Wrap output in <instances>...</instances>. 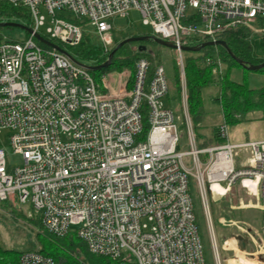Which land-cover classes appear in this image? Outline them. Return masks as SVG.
Segmentation results:
<instances>
[{"label":"built area","instance_id":"1","mask_svg":"<svg viewBox=\"0 0 264 264\" xmlns=\"http://www.w3.org/2000/svg\"><path fill=\"white\" fill-rule=\"evenodd\" d=\"M4 1L29 9L34 32L41 34L44 27L51 39L75 45L89 30L106 50L113 44V19L138 11L154 36L176 45L190 148L178 149L182 132L179 116L166 105L170 83L163 63L150 75V60L140 57L134 76L127 71L123 93L114 95L106 82L111 74L102 78L108 90L103 93L88 68L56 49L45 51L34 33L21 40L3 36L0 130H9L11 148L23 161L9 172L0 145V202L29 205L48 231L57 236L75 231L92 253L115 264H206L185 155L192 156L208 220L215 184L223 188L219 197L240 184L259 198L264 211V139L197 146L182 49L190 39H221L244 21H262L263 27L254 26V32L264 35V0ZM214 63L213 73L220 76L224 64ZM144 104L149 127L141 136ZM219 127L227 140L229 126L223 122ZM241 147L250 150L251 158L238 168L234 160ZM201 154H207V160L202 161ZM209 227L217 262L224 264L214 227ZM238 236L232 237L239 245ZM248 255L261 261L264 251ZM19 264L58 263L41 251L29 250L23 251Z\"/></svg>","mask_w":264,"mask_h":264},{"label":"trees","instance_id":"2","mask_svg":"<svg viewBox=\"0 0 264 264\" xmlns=\"http://www.w3.org/2000/svg\"><path fill=\"white\" fill-rule=\"evenodd\" d=\"M26 18L29 25L32 27V17L28 8L15 7L7 1L0 0V22H15L20 19ZM72 22L80 25H85V20L79 18H68ZM254 26L263 27V22L260 20L244 21L241 22L236 28L225 32L221 39L226 41L232 53L241 61L248 64H261L264 63V35L254 32ZM3 26H0V41L3 38L1 32ZM42 36L49 40L51 39L47 34ZM151 35L144 34H131L118 38L116 30L113 28V45L108 50L103 45L97 44L93 41L94 34L89 30L85 31L82 40L75 45L63 44L59 41L53 40L69 52L81 63L88 66H98L104 63L112 50L123 39L130 36H145ZM29 36V34H28ZM45 51L52 48L44 43L36 40ZM206 42L203 38H194L186 41L184 46H200ZM157 44L154 40H144L138 42H130L121 46L114 54L109 66L90 70V73L97 82L99 88L103 93H107V89L103 86L102 78L104 75L118 71L122 72L126 68H131L133 71L132 76L135 74L136 61L140 57H147L150 60V75L157 65L162 63L159 56H154L152 51H148L147 44ZM144 46L146 47L144 49ZM68 50V49H67ZM152 52V53H151ZM190 52L189 55H184L185 59V74L187 83V100L190 119L193 125L196 140H200V124L204 121L208 114L207 98L204 91L212 86L219 88V92L215 95H209L212 102L220 107L224 123L229 127L237 125L247 119L249 113L260 111L264 119V85L254 88L249 87L245 82H238L231 77V72L236 68H244V66L235 59L228 50L219 46H205L200 51ZM152 54V57L150 56ZM207 58H211L212 62L208 63ZM221 60L224 64L223 72L220 76H215L213 68L215 61ZM175 70V97L169 94L166 97V105L171 107L174 111L179 112L181 101V85H180V71L174 59ZM257 72L264 73V67ZM117 76V77H116ZM127 72L121 74H111L106 79L107 85L111 88L114 95L123 93V82ZM131 88V84L127 85ZM144 118V131L141 136H145L149 127L147 121V107L144 104L142 108ZM181 120V119H180ZM181 126L185 125L181 121ZM226 141V138L220 134V127L216 126L213 129L212 137L201 139L199 142L200 148L221 144ZM180 145L178 146L179 149ZM37 214V213H36ZM34 221L41 227V231L37 233L39 243L41 244L38 251H41L51 256L58 264H82L80 255L76 252L77 237L75 232H70L65 236H57L48 231L42 224L41 216L39 214L33 217ZM72 236H69V235ZM246 248V247H245ZM247 249V248H246ZM89 251V250H88ZM23 251H16L13 249H6L0 246V264H19V259ZM90 253V252H89ZM112 264H115L111 261Z\"/></svg>","mask_w":264,"mask_h":264},{"label":"rangeland","instance_id":"3","mask_svg":"<svg viewBox=\"0 0 264 264\" xmlns=\"http://www.w3.org/2000/svg\"><path fill=\"white\" fill-rule=\"evenodd\" d=\"M42 10L47 16V21H49L47 12L44 11L43 8ZM15 22L31 27L26 18ZM31 25H33V20ZM113 27L116 30L118 38H121L124 35L129 36L131 34L148 33L153 35V28L143 23L141 14L136 10H132L127 17H115L113 19ZM1 32L5 38L12 40L25 39L29 34L27 30L17 26H3ZM40 32L46 35L44 27L40 29ZM92 39L95 43L102 45L100 38H97L94 35L92 36ZM65 47L68 49H66L67 51L70 50L67 45ZM147 47L148 51H152L154 56H159L162 60L170 83V95L175 97L174 59L177 61L175 49L158 43H148ZM189 53L190 52L185 51L184 55H189ZM150 56L152 57V54H150ZM127 71L131 72L132 69L126 68L122 72ZM122 72L113 71L109 74ZM231 77L238 82H245L249 87L257 88L264 85L263 72L236 68L232 70ZM218 92L219 88L216 86H212L204 91V95L207 98L208 114L202 124H200V140L212 137L214 127L218 126L222 121L220 107L216 103L212 102L209 97L210 94L215 95ZM180 106L179 112L175 111V115L179 116L177 123L180 131L184 134L180 143L179 151L184 152L187 151L190 146L186 135V119L183 113L182 101H180ZM181 121L185 125L184 128L181 126ZM260 125L261 124H259V126ZM256 134L257 137L262 135V129H258ZM200 140H196L198 147H200ZM0 145L5 150L8 171H13L14 168L20 165L23 160L21 155L14 153L11 148L9 130H0ZM249 156L250 150L246 147H241L237 149L235 161L239 164ZM200 158L202 161H205L207 160L208 155L201 154ZM183 160L185 165L191 169V172H189L188 175L190 192L195 201L196 222L204 247L206 264H218L213 246V236L209 227L211 224L214 227L221 259L224 258V264H227V254L233 257V252L237 251L238 248L248 254L256 255L260 251H264V236L261 234L264 211L260 208L259 198L249 193L248 190L240 184H236L225 196H210V217L208 220L200 199L197 181L193 175V173H195V169L192 156L185 155ZM35 215L37 214L29 205H12L9 201L0 202V246L16 251L38 250L41 244L39 243L37 233L42 229L40 225L32 219ZM222 218L227 219L228 222L223 224L221 221ZM73 229L74 228H72V230ZM233 234H239V245L237 240L233 239ZM69 236L72 235L70 234ZM74 240L76 241V252L80 255V261L82 264H112L109 258L92 253L84 241L78 236L74 238ZM226 243L229 246H227ZM233 243L237 248L233 247ZM245 247L247 249H245ZM248 254L245 255L247 258L250 257ZM260 260L264 261L263 255H261Z\"/></svg>","mask_w":264,"mask_h":264},{"label":"water","instance_id":"4","mask_svg":"<svg viewBox=\"0 0 264 264\" xmlns=\"http://www.w3.org/2000/svg\"><path fill=\"white\" fill-rule=\"evenodd\" d=\"M0 26H17V27H20V28H23L25 30H27L30 34L34 33V36L37 40H39L40 42L44 43L45 45L53 48V49H56L64 54H66L71 60H73L75 63L83 66V67H86L88 68L89 70H95V69H99V68H103V67H107L110 65L111 61H112V58L114 56V54L116 53V51L121 47L123 46L124 44L126 43H130V42H138V41H144V40H149V39H152L154 40L156 43L160 44V45H163V46H167V47H170V48H173L175 49L176 48V45L171 42V41H168V40H165V39H162L158 36H154V35H145V36H130V37H127L125 39H123L121 42H119V44L112 50V52L110 53L108 59L98 65V66H88V65H85L81 62H79L69 51H67L66 49H64L63 47H61L59 44L55 43L54 41H51L47 38H45L44 36H42L40 33L38 32H34V30L31 28V27H27V26H24L22 24H19L17 22H2L0 23ZM223 46L225 47L228 52L235 58L238 60V62H240L244 68L248 69V70H259L261 68L264 67V63H261V64H248V63H245L241 60H239L233 53L232 51L230 50V48L228 47L226 41L222 40V39H218L216 41H206L204 43H202L200 46H182V49L183 51H193V52H197V51H200L203 47L205 46ZM146 47L144 46V49Z\"/></svg>","mask_w":264,"mask_h":264},{"label":"crops","instance_id":"5","mask_svg":"<svg viewBox=\"0 0 264 264\" xmlns=\"http://www.w3.org/2000/svg\"><path fill=\"white\" fill-rule=\"evenodd\" d=\"M224 122L223 116H222V121L219 123L218 126H220V124H222ZM259 124H261L259 126ZM258 129H262L263 134L260 135L259 137H257L256 131ZM183 133H182V137H183ZM264 139V119L262 118V113L260 111H254L248 114L247 119L237 125L234 126H230L229 127V134H228V138L226 141L232 143V144H241V143H246V142H252V141H260ZM188 140V138H187ZM250 158H251V153L250 156L247 157L245 160L241 161L239 164H237V162L235 161V165L238 168H242L244 166H246L249 162H250ZM220 190H216L214 191L216 196H220V192L221 190H223V188H220L219 186L217 187ZM227 245V243H226ZM246 246V245H245ZM233 247L234 243H233ZM237 248V247H235ZM246 249V248H245ZM226 263L227 264H264V261H259V260H252L249 259L245 256L244 252L238 248L237 251L233 252V257L229 256L227 254V259H226Z\"/></svg>","mask_w":264,"mask_h":264},{"label":"bare ground","instance_id":"6","mask_svg":"<svg viewBox=\"0 0 264 264\" xmlns=\"http://www.w3.org/2000/svg\"><path fill=\"white\" fill-rule=\"evenodd\" d=\"M218 186H219L220 188H222L220 185H218V184H215V185H214V187H213V191H216V190H218V191H219L220 189H219V188H217ZM222 193H223V190H221L220 194H222ZM227 246H229V245H227Z\"/></svg>","mask_w":264,"mask_h":264}]
</instances>
